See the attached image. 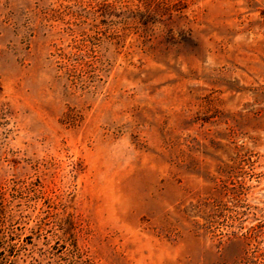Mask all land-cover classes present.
I'll list each match as a JSON object with an SVG mask.
<instances>
[{
  "label": "rangeland",
  "instance_id": "374dc122",
  "mask_svg": "<svg viewBox=\"0 0 264 264\" xmlns=\"http://www.w3.org/2000/svg\"><path fill=\"white\" fill-rule=\"evenodd\" d=\"M0 195L17 264H264V0H0Z\"/></svg>",
  "mask_w": 264,
  "mask_h": 264
},
{
  "label": "trees",
  "instance_id": "16d2710c",
  "mask_svg": "<svg viewBox=\"0 0 264 264\" xmlns=\"http://www.w3.org/2000/svg\"><path fill=\"white\" fill-rule=\"evenodd\" d=\"M83 37H86V33H81ZM86 40L85 38L82 39ZM80 45V44H79ZM76 45L77 50L80 49V46ZM7 221L5 216L4 205H3V196L0 195V264H17L20 259V251L15 249V246L9 245L8 242V233L6 227L4 226Z\"/></svg>",
  "mask_w": 264,
  "mask_h": 264
}]
</instances>
